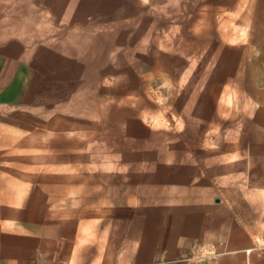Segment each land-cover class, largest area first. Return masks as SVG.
<instances>
[{
  "label": "rangeland",
  "instance_id": "rangeland-1",
  "mask_svg": "<svg viewBox=\"0 0 264 264\" xmlns=\"http://www.w3.org/2000/svg\"><path fill=\"white\" fill-rule=\"evenodd\" d=\"M76 1L0 0V85L8 89L0 108V195L9 218L17 213L13 204L25 199L27 230L29 220L55 217L58 236H73L90 261L99 246L154 247L167 235L174 243L188 238L189 251L208 246L214 226L224 230L227 218L247 206L250 226L264 232V0ZM143 15L161 23L149 37L138 35ZM158 36L175 40L176 59L189 61L177 76L170 62L153 55L158 48L151 40ZM205 59L226 67L227 76L213 78L211 67L196 78ZM182 79L175 96L184 109L196 104L202 111L197 118L180 111L173 120L166 111L178 107L170 84ZM207 88L219 100L227 89L223 105L247 119L243 130L237 127L246 136L236 160L239 132L210 127L221 118L214 115V92L201 94ZM131 95L134 100L124 103ZM178 119L183 130L175 127ZM151 132L159 136L150 139ZM220 135L230 147H222ZM209 150L221 153L222 163L214 166L211 183L196 163ZM154 154L167 162L154 161ZM119 155L134 160L126 162L133 183L113 170L122 165Z\"/></svg>",
  "mask_w": 264,
  "mask_h": 264
},
{
  "label": "crops",
  "instance_id": "crops-1",
  "mask_svg": "<svg viewBox=\"0 0 264 264\" xmlns=\"http://www.w3.org/2000/svg\"><path fill=\"white\" fill-rule=\"evenodd\" d=\"M260 65L264 77V57ZM7 90V84L0 85V108L7 105ZM24 201L20 198L13 204L17 213L11 219L3 210L9 204L0 195V264H264V232L250 226L248 206L227 218L224 230L214 226V239L208 246L189 251L188 238L174 243L167 235L154 247L131 246L130 242L124 247L99 246L90 261L88 249L79 248L70 240L73 236H58L55 217L49 216L48 222L29 220L33 231L27 230Z\"/></svg>",
  "mask_w": 264,
  "mask_h": 264
},
{
  "label": "bare ground",
  "instance_id": "bare-ground-1",
  "mask_svg": "<svg viewBox=\"0 0 264 264\" xmlns=\"http://www.w3.org/2000/svg\"><path fill=\"white\" fill-rule=\"evenodd\" d=\"M77 2L79 3V2H81L80 4H83V2L81 1V0H77L76 2H75V4L77 5ZM137 2V1H136ZM160 3V2H159ZM189 3V2H188ZM147 4V3H146ZM162 4H163V2H162ZM153 5H156V4H153ZM77 9V8H76ZM238 9V8H237ZM236 9V10H237ZM246 10H248V9H246ZM246 10H245V12H246ZM249 11V10H248ZM72 12H74V14H76L75 16H78V10H73ZM243 13V12H242ZM247 13V12H246ZM173 14V13H172ZM223 14V13H222ZM221 16V15H220ZM77 19L78 18H74V21H77ZM220 21V23L223 25H226V20H227V17L225 16V15H222L221 16V19H219ZM229 20V19H228ZM141 22V25H140V29H139V33H138V35L139 36H142V35H146L147 37H149V35H150V33L151 32H153L154 31V29H155V26H158L159 24H161V23H159V21L158 20H156V19H151L150 17H148L147 15H143V16H141V20H140ZM238 24V23H237ZM242 24V23H241ZM246 24V23H245ZM193 26H198L197 24H194ZM243 26V25H242ZM159 37V36H158ZM160 38V39H159ZM159 38H153L151 41V43L152 44H155L156 45V47L158 48L157 50H154L153 51V55H155L156 57H158L159 55H160V58L162 59L161 61H166V62H170V68H171V70L173 71V73L175 74V76H177V74L176 73H180L185 67L183 66V64L186 66V65H188V62L189 61H184L183 59L182 60H179V59H176V53L180 50V48H179V46H178V44H176V42H175V40H173L171 43L170 42H167L166 41V38L164 37L162 40H161V37H159ZM224 40H226L225 38H223ZM146 41V40H145ZM228 43V42H227ZM174 54V55H173ZM151 58V55L149 54V55H141V59H145V60H149ZM184 61V62H183ZM182 62V63H181ZM180 63H181V65H180ZM213 63H215V61L214 60H208V59H205L203 62H201V64H200V66H199V69L197 70V72H196V78L198 77L197 76V73H198V75L200 74H202V71L203 70H205L206 68H207V70H208V72H209V70L211 69V67H212V65H213ZM158 65V64H157ZM191 70H194V68L191 66V64H190V67H189V72L191 71ZM211 72H213L212 73V77L214 78V76H216L217 75V77H218V75H220V76H222V77H224L225 78V76H227V69H226V67H224L223 66V68L221 67V65L220 66H216V64L212 67V69L210 70ZM217 72V73H216ZM206 78L207 77H205V79L202 81V83H206ZM184 79H182L181 80V84L179 83L178 84V82H177V84H175L174 82H171V84H170V86H171V97H172V99H171V102H175V103H177L176 105L178 106L177 108H171V107H167L168 109L166 110V111H173V115H172V119L174 120V118H175V116H180V115H178L179 114V112L181 111V113H186V116H190V115H192V116H194L195 118H197V116H199V114H201V108L200 107H198V105H194V106H192V107H190V108H187V110L186 109H184V107H183V105H182V102H183V99L180 97L179 99H178V97L177 96H175V94H176V91H181L180 90V88H179V86H181V85H184V81H183ZM207 80H209V78L207 79ZM209 81H211V80H209ZM193 83H194V79L190 82V81H187V85L186 86H191V85H193ZM205 86V85H204ZM204 86H202V87H204ZM181 87H183V86H181ZM201 87V88H202ZM183 91V90H182ZM204 91H207V92H210V93H213L214 92V97L218 100V105H219V110H218V112H215L216 114H214V115H219V117L221 118V121L219 122L220 124H218L217 126L214 124L213 126H210V127H212V128H215V129H219L220 130V128H224L225 129V127H227L226 129L228 130V128L229 127H231V128H234V130L236 131L237 130V132H239V134L237 135L238 136V139H239V141L240 142H236L237 144H235L234 145V147H235V150H236V155L235 156H233V157H231V160L232 159H234L235 158V160H236V158H238V157H240L241 156V149H242V147H243V141H242V135H243V127L245 126L244 125V122H246V120L244 121V117L242 116L243 114H241V113H239V109H236V111L235 112H232V110H230V109H227V107H226V105L224 106L223 105V101L225 100V97H226V94H227V89L226 90H224L225 92L223 93V98H222V100H219V98H218V96H217V93L214 91V89L212 90V89H205V90H202L201 89V94H204V93H202V92H204ZM216 93V94H215ZM135 96V95H134ZM134 96H132L131 95V97H128L125 101H124V103H127L128 101H130V100H134ZM223 102V103H222ZM242 102V101H241ZM197 106V107H196ZM243 106V105H242ZM238 107H240V106H238ZM243 108V107H242ZM232 109V108H231ZM259 109H261V108H259ZM262 110V109H261ZM263 111V110H262ZM168 112V113H169ZM210 112V114H211V116H213V113H212V111L210 110L209 111ZM242 112V111H241ZM245 112V111H244ZM164 113H165V111H164ZM180 113V114H181ZM264 113V112H263ZM241 114V115H240ZM261 115V114H260ZM263 115V114H262ZM235 116H237V122L236 123H230V117L231 118H233V117H235ZM159 117H162V115H160ZM164 117V116H163ZM169 118H170V116H168ZM159 119V118H158ZM164 120H165V118H163ZM171 120V119H170ZM175 120H176V118H175ZM249 120V119H248ZM153 121V120H152ZM160 121H162V120H160ZM157 122H159V120L157 121ZM171 122H173L172 120H171ZM175 122V121H174ZM233 122H234V120H233ZM156 123V122H155ZM160 123H162V122H160ZM247 123V122H246ZM245 123V124H246ZM260 123V122H259ZM75 124H77V123H75ZM159 124V123H158ZM162 124H164V122L162 123ZM258 124V123H257ZM80 125V124H79ZM244 125V126H243ZM72 126V125H71ZM84 126V125H83ZM160 126V125H159ZM261 125H259V127H260ZM87 127H88V125H87ZM175 127H176V129L177 130H183L184 129V127H185V123H184V121L182 120V119H178L177 120V123H175ZM237 127H239V129L241 128L242 130L240 131L239 129H237ZM69 128V127H68ZM54 129V128H53ZM261 129V128H260ZM62 130H64V129H62ZM222 130V129H221ZM239 130V131H238ZM263 130V129H262ZM18 131V130H17ZM54 131V130H53ZM52 131V132H53ZM66 131V130H65ZM65 131L63 132V133H65ZM81 131V130H80ZM85 131V130H84ZM96 131V130H95ZM205 131V130H204ZM213 130H211V131H209V132H212ZM19 132V131H18ZM55 132V131H54ZM67 132V131H66ZM154 132V131H153ZM153 132H151V134H149V137H150V139L151 138H153V139H156L158 136H159V134L157 135L156 133H153ZM208 132V133H209ZM217 132V131H216ZM39 134H41L40 132H38ZM59 133V132H58ZM69 133V132H68ZM81 133V132H80ZM213 133V132H212ZM220 133V132H219ZM230 134L229 133V131H226L225 132V134ZM245 133V132H244ZM46 134H48V133H46ZM57 134V133H56ZM71 134V133H70ZM85 134V133H84ZM87 134V133H86ZM91 134H93V133H91ZM90 134V135H91ZM205 134V133H204ZM53 135V134H52ZM66 135V134H65ZM79 135V134H78ZM200 135H203V132L200 134ZM216 135V134H215ZM36 136V135H35ZM37 136H38V134H37ZM45 136V135H44ZM48 136H49V134H48ZM57 136V135H56ZM67 136V135H66ZM84 136H86V135H84ZM84 136H82V137H84ZM243 136H246V135H243ZM39 137H40V135H39ZM39 137H37V138H39ZM202 137V136H201ZM23 138V137H22ZM41 138V137H40ZM75 138V137H74ZM78 138V137H77ZM81 138V137H80ZM82 139V138H81ZM219 139H223V143H222V147H225V148H228V147H230V144H227V136H226V138H223V136H221L220 135V137H219ZM246 139V138H245ZM253 139V138H252ZM50 140V139H49ZM48 140V141H49ZM78 140V139H77ZM94 140V139H93ZM234 140V139H233ZM253 141V140H252ZM255 141V140H254ZM46 142V141H45ZM113 142V141H112ZM126 142V141H125ZM229 142V141H228ZM235 142V141H234ZM245 142V141H244ZM256 142V141H255ZM233 143V142H232ZM106 144V143H105ZM114 144V143H113ZM148 144V143H147ZM179 144V142H176L175 144H173L171 147H173L174 148V146L176 147L177 145ZM119 145V144H118ZM151 146H152V144H150ZM199 146V149L201 148V149H203L202 147V144L200 145V143L198 144ZM204 145V144H203ZM150 146V147H151ZM42 147V146H41ZM46 147V146H45ZM44 147V148H45ZM74 147V146H73ZM111 147V146H110ZM180 147V146H179ZM216 147V146H215ZM256 147V146H255ZM100 148V147H99ZM102 148V147H101ZM109 148V147H108ZM112 148V147H111ZM148 148V147H147ZM209 148H211V146L209 147ZM43 149V148H42ZM45 149H48V148H45ZM68 149V148H67ZM73 149V148H72ZM77 149V148H76ZM91 150V149H90ZM108 150V149H107ZM110 150V149H109ZM114 150V149H113ZM220 150V149H219ZM99 151H101V150H97V152H99ZM133 151V150H132ZM230 151V150H229ZM75 152V151H74ZM113 152H115V151H113ZM156 152H158V151H156ZM224 152V151H223ZM232 152H233V150H232ZM54 153V152H53ZM200 153V152H199ZM225 153V152H224ZM231 153V152H230ZM229 153V154H230ZM254 153V152H253ZM2 154V153H1ZM4 154V153H3ZM166 154V153H165ZM221 154V153H220ZM220 154H216L215 152H213L212 150H209V151H202V155H201V157L200 158H198V160H197V166H198V168H199V172H202L203 174H204V176L207 178V181H209V180H212V177L214 176L213 174H214V172H213V170L216 168H214V166L215 165H217V168H219L218 167V164H220L221 162V159L220 158H218V157H216V155H220ZM223 154V153H222ZM226 154V153H225ZM251 154V153H250ZM80 155V154H79ZM91 155V154H90ZM94 155H96V153L94 154ZM98 155L100 156V154L98 153ZM98 155H96V156H98ZM154 155H156V154H154ZM226 155H228V154H226ZM233 155V154H232ZM255 155V154H254ZM260 155V154H259ZM264 155V154H263ZM58 155L56 154V155H54L52 158H54L55 160L58 158L57 157ZM89 156V155H88ZM95 156V157H96ZM167 156V155H166ZM231 156V154L229 155V157ZM1 157H3V156H1ZM101 157V156H100ZM248 157V156H247ZM250 157V156H249ZM253 157L254 156H252V159H253ZM5 158V157H4ZM93 158V157H92ZM97 158V157H96ZM119 159H118V162H117V164L119 163H121L122 162V165L120 166V167H118L117 165L115 166V168H113V170L115 169L117 172H118V174L119 175H122V180L126 183V182H128L129 184L130 183H133V181H134V176L131 174V175H128V174H126V171L128 170V166H126V162H133L134 160H130V158L128 157V156H126V158H125V160H123V159H121V156L119 155V157H118ZM155 160L154 161H156V159L157 160H159L158 161V163H162V162H164V163H166L167 162V160H166V158H165V155H164V157H161V155H159V154H157L155 157ZM227 158V157H226ZM257 158V157H256ZM260 158V157H259ZM259 158H258V160H256V161H259ZM262 158V157H261ZM261 158H260V160H261ZM79 159H80V157H79ZM79 159H77V160H79ZM230 159V158H229ZM251 158H249V160H250ZM254 159H255V157H254ZM263 159V158H262ZM76 160V161H77ZM8 161V160H7ZM33 161V160H32ZM80 161V160H79ZM117 161V160H116ZM166 161V162H165ZM183 161V162H182ZM181 162L182 163H184V162H190V159L188 160V159H186L185 161L184 160H182ZM264 161V160H263ZM75 162V161H74ZM115 162V161H114ZM180 162V163H181ZM229 162H231L230 160H229ZM233 162V161H232ZM231 162V163H232ZM253 162V161H252ZM9 163V162H8ZM65 163V162H64ZM63 163V164H64ZM79 163V162H78ZM101 163H102V161H101ZM105 163V162H104ZM106 163H108V162H106ZM110 163V162H109ZM112 163V162H111ZM242 163V162H241ZM259 163V162H258ZM257 163V164H258ZM261 163V162H260ZM259 163V164H260ZM222 164V163H221ZM224 164V163H223ZM250 164H251V162H250ZM254 164H255V162H254ZM253 164V165H254ZM258 164V165H259ZM54 165H56V164H54ZM115 165V164H114ZM228 165V164H227ZM256 165V164H255ZM15 166V165H14ZM13 166V167H14ZM46 166V165H45ZM45 166H44V168H45ZM244 166H245V164H244ZM104 167V166H103ZM221 167V166H220ZM223 167V166H222ZM226 167V166H225ZM229 167V169L232 167V166H228ZM228 167H227V169H228ZM250 167H251V165H250ZM263 167V166H262ZM6 168V167H5ZM18 168V167H17ZM59 168V167H58ZM105 168V167H104ZM214 168V169H213ZM216 168V169H217ZM236 168H238V167H236ZM242 168V167H241ZM244 168V167H243ZM75 169V168H74ZM78 169V168H77ZM228 169V170H229ZM255 169H256V166H255ZM2 170V169H1ZM72 170V169H71ZM114 170V171H115ZM218 170V169H217ZM231 170V169H230ZM238 170V169H237ZM259 170V169H258ZM222 171V170H221ZM220 171V172H221ZM223 171H224V169H223ZM222 171V172H223ZM91 172V171H90ZM221 172V173H222ZM226 172V174H227V171L225 170L224 171V173ZM75 173H76V171H75ZM111 173V172H110ZM229 173V172H228ZM115 174V173H114ZM216 174V173H215ZM230 174V173H229ZM228 174V175H229ZM110 175V174H109ZM116 175V174H115ZM1 176V175H0ZM4 176V175H3ZM104 176V175H103ZM117 176V175H116ZM224 176V175H223ZM87 177V176H86ZM76 178V177H75ZM113 178V177H112ZM100 179V178H99ZM101 179H102V177H101ZM108 178H106V176H105V180H107ZM103 180V179H102ZM110 180V179H109ZM108 180V181H109ZM114 180V179H113ZM112 179H111V182L113 181ZM150 179H149V177L147 178V181H149ZM4 181V180H3ZM72 181V180H71ZM90 182V181H89ZM95 182V181H94ZM114 182V181H113ZM122 182V181H121ZM210 182V181H209ZM78 183V182H77ZM109 183H110V181H109ZM108 183V184H109ZM211 183V182H210ZM56 184V183H55ZM84 184V183H83ZM172 184V183H171ZM6 186V185H5ZM70 190V189H69ZM228 191H230V190H228ZM76 202V201H75ZM90 205V204H89ZM80 241V240H79ZM82 241V240H81ZM78 246V245H77Z\"/></svg>",
  "mask_w": 264,
  "mask_h": 264
}]
</instances>
